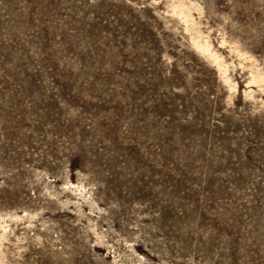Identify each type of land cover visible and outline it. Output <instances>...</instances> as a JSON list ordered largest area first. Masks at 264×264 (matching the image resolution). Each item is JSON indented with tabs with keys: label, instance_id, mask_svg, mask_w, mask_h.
Returning <instances> with one entry per match:
<instances>
[{
	"label": "rangeland",
	"instance_id": "374dc122",
	"mask_svg": "<svg viewBox=\"0 0 264 264\" xmlns=\"http://www.w3.org/2000/svg\"><path fill=\"white\" fill-rule=\"evenodd\" d=\"M0 264H264V0H0Z\"/></svg>",
	"mask_w": 264,
	"mask_h": 264
}]
</instances>
